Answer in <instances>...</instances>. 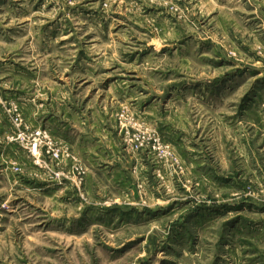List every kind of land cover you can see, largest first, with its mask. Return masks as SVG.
Listing matches in <instances>:
<instances>
[{"label":"rangeland","instance_id":"rangeland-1","mask_svg":"<svg viewBox=\"0 0 264 264\" xmlns=\"http://www.w3.org/2000/svg\"><path fill=\"white\" fill-rule=\"evenodd\" d=\"M0 264H264V0H0Z\"/></svg>","mask_w":264,"mask_h":264}]
</instances>
